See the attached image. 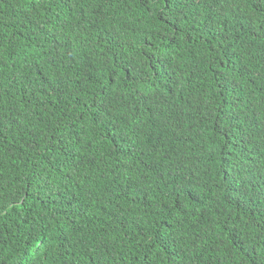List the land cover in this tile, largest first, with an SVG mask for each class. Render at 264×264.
<instances>
[{"label":"trees","instance_id":"trees-1","mask_svg":"<svg viewBox=\"0 0 264 264\" xmlns=\"http://www.w3.org/2000/svg\"><path fill=\"white\" fill-rule=\"evenodd\" d=\"M0 264H264V0H0Z\"/></svg>","mask_w":264,"mask_h":264}]
</instances>
